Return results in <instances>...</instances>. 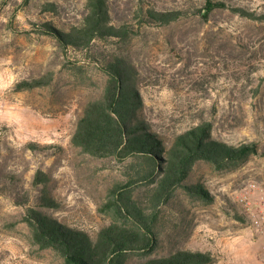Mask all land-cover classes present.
I'll list each match as a JSON object with an SVG mask.
<instances>
[{
  "label": "rangeland",
  "instance_id": "1",
  "mask_svg": "<svg viewBox=\"0 0 264 264\" xmlns=\"http://www.w3.org/2000/svg\"><path fill=\"white\" fill-rule=\"evenodd\" d=\"M221 1L230 7L204 18L206 0H109L113 21L132 25L133 35L124 44L93 43V51L119 52L131 61L139 115L154 133L170 141L206 121L213 138L254 142L259 150L230 170L196 162L185 183L201 185L212 201L177 188L158 207L156 245L140 258L184 249L210 253V264H264V235L249 225L238 201L264 191V18L231 9L264 15V0ZM46 3L53 7L46 10ZM139 7L179 14L156 24L139 20ZM85 11V0H0V264H65L31 240L23 220L27 206L89 233L114 219L105 205L126 180L128 159L93 157L71 142L83 106L101 96L106 76L85 52H65L40 30L46 21L77 24ZM47 73L48 84L15 89L18 81ZM31 142L53 147L33 150ZM37 171L46 184L33 182ZM145 187L133 190L140 202ZM42 189L56 207L39 205Z\"/></svg>",
  "mask_w": 264,
  "mask_h": 264
},
{
  "label": "trees",
  "instance_id": "2",
  "mask_svg": "<svg viewBox=\"0 0 264 264\" xmlns=\"http://www.w3.org/2000/svg\"><path fill=\"white\" fill-rule=\"evenodd\" d=\"M48 10L53 4H44ZM86 11L77 24L69 26L46 21L40 30L54 38L63 51L85 52L91 62L105 74L106 80L99 98L85 103L71 137L74 146L97 158L114 157L128 161L124 165L126 180L111 190L105 206L114 219L94 233L71 227L37 206H27L23 220L31 240L40 248L54 250L65 264H210L208 252L176 250L159 257L140 258L157 242L155 223L158 207L167 202L177 188L205 202L213 197L201 185L185 183L198 161H205L217 170H230L259 150L254 142L230 145L211 136V125L204 121L178 132L167 141L154 133L140 118L142 99L136 87V71L131 61L113 51L105 54L93 51L97 40L126 43L134 32L127 22L115 23L109 0H85ZM230 7L221 0H206L201 15L205 18L216 8ZM231 9L252 18H264L239 7ZM139 20L168 24L178 11H159L139 7ZM51 81L47 73L30 80H20L16 90H31ZM29 148L47 150L51 144L31 142ZM35 184H46L47 176L37 171ZM137 186H146L143 201L133 196ZM2 192V189H0ZM42 189L40 204L56 207L57 202Z\"/></svg>",
  "mask_w": 264,
  "mask_h": 264
},
{
  "label": "built area",
  "instance_id": "3",
  "mask_svg": "<svg viewBox=\"0 0 264 264\" xmlns=\"http://www.w3.org/2000/svg\"><path fill=\"white\" fill-rule=\"evenodd\" d=\"M249 186L255 190L256 185L250 183ZM238 201L243 207V213L249 225L264 235V191L258 189L257 195L252 196L248 193L242 194L238 197ZM264 252V249L263 251ZM264 263V257H261Z\"/></svg>",
  "mask_w": 264,
  "mask_h": 264
}]
</instances>
